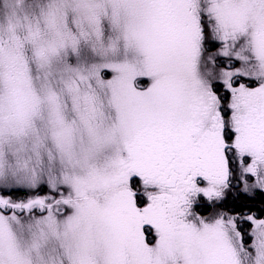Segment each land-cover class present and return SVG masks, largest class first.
<instances>
[{
    "label": "snow or ice",
    "instance_id": "1",
    "mask_svg": "<svg viewBox=\"0 0 264 264\" xmlns=\"http://www.w3.org/2000/svg\"><path fill=\"white\" fill-rule=\"evenodd\" d=\"M257 196L264 0H0V264H264Z\"/></svg>",
    "mask_w": 264,
    "mask_h": 264
},
{
    "label": "trees",
    "instance_id": "2",
    "mask_svg": "<svg viewBox=\"0 0 264 264\" xmlns=\"http://www.w3.org/2000/svg\"><path fill=\"white\" fill-rule=\"evenodd\" d=\"M22 193H16V194H13L14 196H19L21 195ZM24 195V193H23ZM245 203L248 204V208H245V209H241L238 207V205H234L231 203V201H229L227 203V207L228 208H237L238 211H252V212H255L257 213V215L260 214V210L261 209H264V196H257L255 199L253 200H249V201H246Z\"/></svg>",
    "mask_w": 264,
    "mask_h": 264
},
{
    "label": "rangeland",
    "instance_id": "3",
    "mask_svg": "<svg viewBox=\"0 0 264 264\" xmlns=\"http://www.w3.org/2000/svg\"><path fill=\"white\" fill-rule=\"evenodd\" d=\"M29 194V193H28ZM227 207V206H226ZM228 208V207H227Z\"/></svg>",
    "mask_w": 264,
    "mask_h": 264
}]
</instances>
